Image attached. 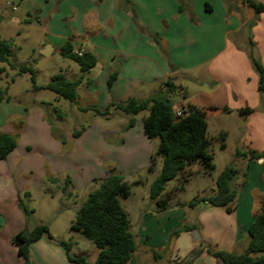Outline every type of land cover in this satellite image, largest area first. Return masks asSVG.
I'll return each mask as SVG.
<instances>
[{
    "label": "crops",
    "instance_id": "crops-1",
    "mask_svg": "<svg viewBox=\"0 0 264 264\" xmlns=\"http://www.w3.org/2000/svg\"><path fill=\"white\" fill-rule=\"evenodd\" d=\"M254 1L264 3V0ZM36 2L35 16L38 20L45 18L51 10L55 14L45 25L46 41L38 47L39 55L45 61L57 56L75 63L60 55V48L67 42L71 44L73 53H90L96 58L94 68L85 73L80 71L74 79H80L77 100L73 103L79 113H91L96 119L94 122L98 123V117L92 112H82L79 108L93 106L103 110L110 104L122 103L129 98L144 100L163 89L167 80H172L176 86L174 92L178 91L176 109L192 106L204 113L209 110L225 115L217 130L225 133L226 148L227 139L231 136L235 138L229 151L231 158L236 149L264 153V96L257 90L258 76L249 58L252 52L264 63V14L255 13L241 0ZM43 2L46 6L49 2L51 5L43 6ZM12 49L13 43L10 56ZM17 49L22 50L20 47ZM31 51V60H37L35 49ZM42 51L49 55L44 56ZM11 64L20 66L10 57L8 63H0L3 69L0 73V89L3 92L0 106L7 105L0 113V133L17 137L14 151L0 160V216L3 217L0 264H24L11 239L18 232L26 228L30 231L38 224H26L18 209L20 195L29 193L31 201L32 186L41 182L58 185L64 208L76 213L82 203L77 199L82 189L92 186L93 191L96 188L95 184L92 185L94 180L105 178L112 170L120 173L124 164L131 170L140 166L148 168L158 142L148 139L143 133L142 120L146 115L141 116L139 121L137 116L140 113L135 115L134 126L126 129L129 117L115 107L106 117H99L100 120H109L117 113L126 117V120L119 121L116 128L106 130L113 137L111 145L103 143L104 139L98 140V133L94 131L87 135L89 129L84 125L78 129H82L79 136H73V132L78 131L74 130L71 134L65 133L63 141H56L51 133L54 123L46 119L45 112L30 114L25 105L28 103L8 104L13 100L9 92L17 75L16 70L10 68ZM33 70L36 72V69ZM64 70L58 67L52 71L50 79L59 75L69 80L65 74L72 67L67 63ZM114 71L117 78L108 89L107 80ZM48 83L38 86L44 87ZM54 100L59 102L60 99L55 95ZM31 104L45 106L33 99ZM246 107L252 109L250 114L238 113ZM59 117L64 118V114L60 112ZM98 149L108 162V170L103 168L104 164H98ZM64 150L66 153L59 155ZM53 157L61 162L52 161ZM234 165L237 169L234 180L236 199L231 213L225 208H212L202 202L193 207L197 214L187 215L188 207L183 206L186 203L171 204V195L164 194L162 197L168 196L167 208L159 210L156 201L149 197L150 204L143 209L135 228L130 229L136 251L128 264H151L147 257L152 250H166L165 254H171L166 259L172 262L169 264H174V258L182 259L193 249L197 250L193 243L198 241L213 244L216 250L243 253L249 241L247 230L264 203V159L240 157L234 160ZM224 167L222 165L217 169L215 165L217 171L211 179L210 194L215 190V180ZM58 174H63L64 178L58 179ZM66 178L70 179V183L65 186ZM63 187H66L65 191ZM202 190L205 189L197 190L196 198L210 195H198ZM49 196L52 198L53 194ZM183 226L201 228L199 240L192 242L191 232L181 233L172 248L167 250L170 234ZM51 235L62 241L53 233ZM29 251L38 264L70 263L64 248L45 237L32 243ZM215 260L203 248L192 264H219Z\"/></svg>",
    "mask_w": 264,
    "mask_h": 264
},
{
    "label": "trees",
    "instance_id": "trees-1",
    "mask_svg": "<svg viewBox=\"0 0 264 264\" xmlns=\"http://www.w3.org/2000/svg\"><path fill=\"white\" fill-rule=\"evenodd\" d=\"M246 3L255 13L264 14V3L254 0H241ZM181 10V8H179ZM11 41L0 39V63H8L10 57ZM60 55L75 62L80 71L85 73L96 65V58L90 53H84L76 56L69 42L60 48ZM250 63L258 76L257 90L264 96V63L256 55L249 53ZM10 68L16 70L17 75H30V81L33 91L48 90L54 93L59 99H64L70 103H76L77 87L80 79L70 81L62 76L56 75L44 87L36 84V72L31 66L14 64ZM3 69L0 68V73ZM117 78V72H112L107 80L108 89ZM176 86L172 80L164 83L163 89L152 94L144 100L129 98L125 102L110 104L105 109L100 110L89 106L79 108L82 112H92L94 116L106 117L111 108L124 113L129 117L126 129L134 126V116L148 112L142 120L143 133L148 139L157 138L158 146L151 156L149 172H153L156 166V157H161V169L159 174L152 181L149 189V197L156 201L159 210L167 208V197H162L167 182L173 180L179 173L183 172L187 166L196 160L204 165L205 173H211L215 170L213 162L214 156L210 151L211 141L207 136V121L205 113L202 110L192 106L183 109L181 116H175V109L172 106L170 95L174 93ZM8 100V99H6ZM57 112V110H54ZM252 112L250 108L238 110L241 115H248ZM82 129L73 132L77 137ZM225 133L221 132L222 146L225 147ZM17 146V137L14 135L0 133V160H4ZM240 157H249L251 159H264V153L255 151L241 152L236 149L232 161L225 165L215 180L216 188L208 196L195 198L183 204L192 208L199 203H206L212 208H225L228 213L233 211L234 201L236 199V189L234 180L237 176V169L234 160ZM53 181V180H52ZM185 181V180H184ZM70 183L66 178L65 186ZM96 188L91 191L85 201L79 206L74 220L69 229L82 233L99 250L93 263L86 261L84 257H75L70 254L72 244L70 242L57 241L50 233L47 225L40 224L30 231H20L12 239V243L17 247L18 255L23 258L24 264H32L30 259L29 247L32 243L42 237L55 242L64 248L68 262L72 264H128L132 259L136 244L134 236L130 231V222L128 215L123 209L119 198L130 196V186L120 173L109 171L103 179L94 180ZM66 187L62 190L65 191ZM30 195L24 193L18 198V205L24 212L27 219H30L33 210L29 208ZM193 228L183 226L172 232V236H177L180 232H189ZM247 235L249 238L246 250L241 254L216 250L207 245V252L219 264H264V203L250 224ZM195 251L185 264H191V259L197 256ZM155 257L158 254L154 253Z\"/></svg>",
    "mask_w": 264,
    "mask_h": 264
},
{
    "label": "rangeland",
    "instance_id": "rangeland-1",
    "mask_svg": "<svg viewBox=\"0 0 264 264\" xmlns=\"http://www.w3.org/2000/svg\"><path fill=\"white\" fill-rule=\"evenodd\" d=\"M36 4V0H0V39H6L13 43V49L12 54L10 56V60L12 62L15 61L17 64L20 65L23 64L26 66H32L34 69H36L37 85H43L50 82V75L52 71H54L58 67H62L63 71L65 72L64 66L67 63L70 64L72 70L68 71L65 75L69 80H74L80 73V70L75 63L62 60L57 56H53L47 61H45L44 58L39 55L38 47L47 39V36L45 35V25H48V23H50L55 14L54 10H51L47 16H44L45 18H40L38 20L35 16L37 10ZM42 4L43 6H46V3L43 2ZM50 5L51 3L49 2L47 3L46 7H49ZM18 47H20L22 50H18ZM31 49H35L34 55L37 56V60L35 61L31 60ZM8 78L11 79V76L8 75ZM14 79L15 84L12 86L9 92V95L13 98V100L8 101V104H11V106H16L19 105L20 102L23 103L22 105H24V103H28L25 105L29 108L30 114L45 112L46 119L54 123L51 127V133L52 136L56 139V141H63V139L65 138V133L71 134L74 130H78L82 125H84L86 129H89L87 135L94 131L98 133V140L104 139L105 141L103 143L111 145L113 137L111 138L108 135L107 131L116 128L119 125L120 120H126V117H123V115L121 116L119 115V113H117L114 114L109 120H100L98 117V123L94 122V120L96 119L92 117L91 113H79L76 110L75 104L70 103L64 99H60L59 102L55 101L54 93L48 90H41L39 92L32 91V84L30 81V75L28 73L16 75ZM79 92L81 96V101L84 103L85 100L83 99L81 89L79 90ZM2 95L3 92H1L0 89V96ZM177 97L178 91L174 92L170 96V100L174 109H176L175 105ZM32 99L39 102H43L44 104L42 105L45 106L32 105ZM77 105L85 106L88 104ZM6 106L7 105L0 106V113L2 112V110H4L3 108H5ZM55 109L57 110V112L54 111ZM60 112L64 114V118L62 119H60L59 117ZM147 113V111L140 113L137 116L138 121L141 116L147 115ZM205 118L208 125L207 136L211 141L210 151L213 153L214 156L213 162L216 165L217 169H219L222 165H227L232 161L233 156L231 158V156L229 155V151L235 143V138L233 136L229 137L227 139L228 147H223L222 139L220 137L221 132H219L217 129L220 125V122L223 121V118H226L225 115H222V113L216 111L206 110ZM154 140L156 142L159 141L157 138H155ZM99 142L100 141H98V143ZM65 153L66 150H64V153H59V155L63 156ZM93 154L96 153L93 152ZM93 154H91V158H94L92 157ZM67 157L69 158V156ZM52 161H55L58 164L61 162L60 160H56L55 157H53ZM98 164H104L106 168L104 166L103 168L108 170V162L103 156L100 155L99 149ZM123 167L124 170H122L120 174L124 176L125 181L130 186L131 194L127 198L120 197L119 200L123 209L128 212V219L131 221L130 229L133 230L135 228V223L141 218L143 209H145L146 206L150 204L149 189L152 181L155 179V177L160 171L161 157H156V166L153 172H149L148 168H144L142 166H140L136 170L126 168V164H124ZM217 169L212 171L211 173H205L203 163L199 160H196L189 166H187L183 172L179 173L176 178L167 182L162 194H164L165 196L171 195V204H176L178 202L187 204L188 202L197 197L198 189H205L202 190L198 195L210 194V187H212L211 179L216 174ZM191 172L192 174H190ZM104 175H106V173ZM63 176V174L56 175V177L60 180L64 178ZM93 184L94 183H92V185ZM91 190L92 186L85 187L81 190L77 199L81 202L85 201L89 191ZM30 192L32 194V197L29 203V208L33 210L31 216L32 219H27L24 212L18 205V209L24 216L26 224H28V226H31L33 224L47 225L48 228H50V232L53 233L57 239L62 240L64 242H70L72 244L70 251V254L72 256L84 257L86 261H88L89 263H93L99 250L82 233L71 231L69 229V225H71V222L74 220L76 213L74 212V210H66L64 208L65 203L61 200L62 193L58 185L52 186L47 182H41L37 185L32 186L30 188ZM49 194H53V197L51 198ZM20 196L22 197V195ZM70 198L72 197L70 196ZM188 214L195 215L197 214V211H194L193 207H188L187 215ZM0 217L3 218L2 216ZM200 230L201 228L192 229L191 231H189L191 232L190 240L192 242L194 232L196 231L197 234L200 235ZM25 231H28V229L26 228ZM181 233L186 232L182 231L177 236L172 237V233L170 234L169 243L166 246L167 250L169 248H172L173 242ZM193 244H196L195 246L197 250L193 249L187 256L182 259L174 258L175 260L173 263L185 264V262L190 259L192 253L196 251L198 255L194 256L191 259L192 264L200 256L203 248L207 249V245L215 247V245L213 244H205L204 242L199 241ZM165 252L166 250H152L148 254L147 261H149L151 264L172 263L166 259V256L170 257L171 254H165ZM154 253L158 254V257H155ZM30 259L32 264H38L34 261L31 254Z\"/></svg>",
    "mask_w": 264,
    "mask_h": 264
},
{
    "label": "water",
    "instance_id": "water-1",
    "mask_svg": "<svg viewBox=\"0 0 264 264\" xmlns=\"http://www.w3.org/2000/svg\"><path fill=\"white\" fill-rule=\"evenodd\" d=\"M41 53H42L44 56H48V55H49L48 52H46V51H42ZM2 223H3V219L0 217V226H1ZM192 240H193V241H198V240H199V236H198V234H197L196 231L194 232V237L192 238Z\"/></svg>",
    "mask_w": 264,
    "mask_h": 264
},
{
    "label": "built area",
    "instance_id": "built-area-1",
    "mask_svg": "<svg viewBox=\"0 0 264 264\" xmlns=\"http://www.w3.org/2000/svg\"><path fill=\"white\" fill-rule=\"evenodd\" d=\"M13 9H15V8H13ZM76 56H81L82 55V52H75L74 53ZM175 116L176 117H179V116H181V113H182V110L181 109H175Z\"/></svg>",
    "mask_w": 264,
    "mask_h": 264
}]
</instances>
